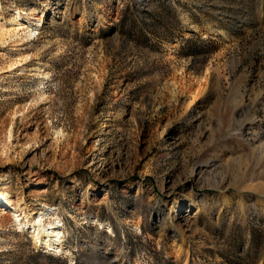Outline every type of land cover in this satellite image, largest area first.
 I'll list each match as a JSON object with an SVG mask.
<instances>
[{"label":"rangeland","instance_id":"rangeland-1","mask_svg":"<svg viewBox=\"0 0 264 264\" xmlns=\"http://www.w3.org/2000/svg\"><path fill=\"white\" fill-rule=\"evenodd\" d=\"M0 25V214L45 202L68 243L1 216L0 264H264V0H0Z\"/></svg>","mask_w":264,"mask_h":264},{"label":"bare ground","instance_id":"bare-ground-1","mask_svg":"<svg viewBox=\"0 0 264 264\" xmlns=\"http://www.w3.org/2000/svg\"><path fill=\"white\" fill-rule=\"evenodd\" d=\"M27 15L30 16L31 14L28 13ZM20 28L6 29L3 25H0V44L15 35ZM30 36L31 33H26V37ZM13 66L14 64L10 65V68ZM23 111L24 106L17 105L12 108L5 119L6 124L2 126L1 130L5 136L4 144L0 146L1 160L6 158L9 145L16 137V120ZM10 205V209L0 214V217H3L1 223L13 226L18 232L28 234L37 248H43L55 255L68 252L67 237L63 230V219L54 211L55 208L50 207L45 202H42V207L39 203L30 205L26 197H17L12 200ZM48 209L53 210V215L47 213Z\"/></svg>","mask_w":264,"mask_h":264}]
</instances>
